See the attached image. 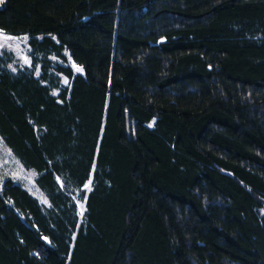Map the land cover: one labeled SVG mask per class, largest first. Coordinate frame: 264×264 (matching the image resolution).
I'll list each match as a JSON object with an SVG mask.
<instances>
[{
    "label": "trees",
    "instance_id": "1",
    "mask_svg": "<svg viewBox=\"0 0 264 264\" xmlns=\"http://www.w3.org/2000/svg\"><path fill=\"white\" fill-rule=\"evenodd\" d=\"M0 2L45 57L0 67V136L50 202L4 181L0 264H264V0Z\"/></svg>",
    "mask_w": 264,
    "mask_h": 264
},
{
    "label": "rangeland",
    "instance_id": "2",
    "mask_svg": "<svg viewBox=\"0 0 264 264\" xmlns=\"http://www.w3.org/2000/svg\"><path fill=\"white\" fill-rule=\"evenodd\" d=\"M1 6V2H0ZM65 59H62L55 54L46 56L50 61L49 73L60 78L62 87L68 86L70 81L67 77L55 70L58 65H66L73 68L77 73L82 72V68L74 63L68 51H64ZM35 53L30 45V37L28 35H11L0 29V67L6 68L13 73L25 69L32 70L36 76L42 73V61L44 55ZM59 90L54 89L53 94H58ZM38 173L35 170L27 169L23 166L16 155L9 149L5 141L0 136V190L3 187L4 181L8 178L13 179L16 183L22 185L33 196H35L43 206L49 207L50 202L46 194L38 186L36 179ZM92 189V178L88 180L82 190L86 194ZM77 191L74 195L77 205L78 214L82 219L86 211L85 198H81V192Z\"/></svg>",
    "mask_w": 264,
    "mask_h": 264
}]
</instances>
